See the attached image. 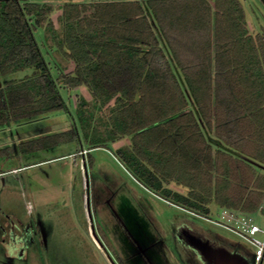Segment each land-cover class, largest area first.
<instances>
[{"label":"trees","instance_id":"16d2710c","mask_svg":"<svg viewBox=\"0 0 264 264\" xmlns=\"http://www.w3.org/2000/svg\"><path fill=\"white\" fill-rule=\"evenodd\" d=\"M248 16L243 0H0V79L32 69L0 84V123L67 109L61 89L86 86L148 188L205 218L213 203L261 210L264 31Z\"/></svg>","mask_w":264,"mask_h":264},{"label":"rangeland","instance_id":"374dc122","mask_svg":"<svg viewBox=\"0 0 264 264\" xmlns=\"http://www.w3.org/2000/svg\"><path fill=\"white\" fill-rule=\"evenodd\" d=\"M47 1L58 5L70 0ZM243 1L250 27L264 31L262 2ZM58 13L60 10L54 12V20ZM39 37L47 59L51 57L55 64L60 60L63 68L68 69L69 63L63 57L56 51L51 53L55 48L54 35L44 34L43 29ZM47 51L52 54L50 57ZM31 72L30 68L16 72L1 78L0 84ZM61 91L67 109L0 123V264H138L133 257L139 256L146 242L145 231L133 225L137 227L132 235L139 246H126L125 252L133 253V257H128L118 249V236L109 241L99 227V222L103 223L102 216L114 215L112 208L116 205L112 200L124 199L123 195L130 194L142 196L149 203L148 215L157 218L156 226L162 228L173 264H193L192 256L181 251V243L189 250L201 249L198 239L194 242L183 238L195 237L197 232L205 231L203 228L216 233L208 242L222 247L223 242L217 238L221 235L233 244L234 248L227 251L235 252L242 264L257 263L254 244L216 223L221 220L222 209L218 205L213 203L212 220H208L143 184L118 154V149L132 145V136L112 134L107 112L101 109L86 86ZM80 99L83 102L79 104ZM161 132L155 128L150 135ZM89 154L94 156V166L89 164ZM98 184H107L109 188L99 199ZM125 186L131 187L133 193L127 189L125 193V188L123 192ZM170 187L182 193L188 191L175 182ZM105 196L109 198L107 202ZM116 211L121 210L116 208ZM250 214L264 229V208ZM176 216L183 222L173 227L171 222ZM259 237L264 239V234L259 233Z\"/></svg>","mask_w":264,"mask_h":264},{"label":"flooded vegetation","instance_id":"af4514ba","mask_svg":"<svg viewBox=\"0 0 264 264\" xmlns=\"http://www.w3.org/2000/svg\"><path fill=\"white\" fill-rule=\"evenodd\" d=\"M130 195H132V194H130ZM134 195H136V194H133L132 197H130V196L125 197L124 195L122 196L124 199L126 198L127 200H129V201L131 200L132 202H133V197H134V202H133L134 204L133 205H135L134 210L136 209L137 215L132 216V219H133L132 223H129V221L124 219V217L119 213L120 211L119 212L116 211V208L120 209L119 206L124 204L125 201H127V200L126 199L125 200L124 199H114L113 200L114 205H116V208H112V211L114 213V216H112V217L116 218V219H120V221L124 222V224L123 225L121 224V225L125 226V228L127 230L123 236L119 234V237H121L123 248H125L128 245L135 246L136 248H138V246H139L138 241H136L134 238L135 235H132L135 232V230L133 228L134 224L139 227L138 230L145 231V234L147 233L146 229H150L152 227V225L149 221L150 218L148 215V210L146 209L148 202L147 201L145 202V200H143L142 198H139L138 196L135 197ZM119 197L122 198L121 196H119ZM129 198H132V199H129ZM137 209H138V211H137ZM138 218H139V221H137ZM142 218H143V220H142ZM115 221L120 223L119 220L118 221L115 220ZM175 223H177V222H175ZM115 225H117V223ZM127 225H129L128 228H127ZM173 227H175V225H173ZM131 229H133V232ZM151 235L152 236L148 235L150 237V240H147V237H145L143 235L146 242H145L144 246L143 245L141 246V248H140L141 252H138L139 256L136 257V260H142L143 264H173V262L169 256V252L167 251V248L165 246V243L163 240V238H164L163 234L161 233V234L155 235L154 233H152ZM217 238H219L221 240V242H223L222 243L223 246H225V247L227 246L230 249L234 248L233 244L230 243L229 241H227L226 239H224L222 237H217ZM183 239L185 240L186 238H183ZM181 245H182L181 251L185 254L189 253L192 256L191 262L193 264H203L202 259L200 258V255L195 250H192V249L189 250V248L187 246H185L183 242L181 243ZM155 247H156V249H155ZM148 249H150V251H147ZM155 253H158V255L154 256ZM131 254H133V253H131Z\"/></svg>","mask_w":264,"mask_h":264},{"label":"crops","instance_id":"0c3cea01","mask_svg":"<svg viewBox=\"0 0 264 264\" xmlns=\"http://www.w3.org/2000/svg\"><path fill=\"white\" fill-rule=\"evenodd\" d=\"M123 189V192H124V188H125V193L127 192L126 191V189L129 191V193H133V189L131 188V187H127V186H125V187H122ZM97 193H98V195H99V197H98V199L99 198H101V196H102V193H108V191H109V188H108V186H107V184H98L97 185ZM134 192H135V190H134ZM135 197L137 196V195H134ZM130 197H132V195L130 196ZM139 197V196H138ZM137 197V198H138ZM142 197V196H141ZM141 197H139V198H141ZM142 198H144V197H142ZM126 199V198H125ZM129 199H132V198H129ZM145 199V198H144ZM143 199V200H144ZM109 200V198H107V196H105V202H107ZM127 200V199H126ZM113 201V200H112ZM131 201V200H130ZM129 200H127V201H125V203L124 204H122V205H120L119 206V208H120V212L119 213H123V217H124V219H126L127 221H129V223H132V216H129V215H133V216H136L137 215V213H136V209L134 210V206L135 205H133L134 203V197H133V202L131 201L130 202ZM102 201H100L99 203H101ZM145 202H146V200H145ZM103 204V203H102ZM147 204H149V203H147ZM149 208H151V207H149ZM137 211H138V209H137ZM101 214H103L102 212H100ZM99 213V214H100ZM152 213V211H151V209H150V214ZM110 215H111V213H109ZM102 216V215H101ZM114 216V215H113ZM149 221H150V223H151V225H152V227L150 228V229H146L147 230V233L145 234V237H147V240H150V237L148 236V235H150V236H152L151 234L152 233H154L155 235H157V234H161L162 233V228H160V227H157L156 226V224H158L157 222H158V220H157V218L155 219L154 217H153V215H149ZM204 218V217H203ZM100 220H102V222L103 223H101V222H99L100 223V225H99V227H100V229H101V231H102V233L104 234V236L106 237V239L107 240H109V241H112L113 239H114V237H117L118 236V242L120 243L119 244V246H120V248H118V249H120L121 251L120 252H122V255H126V256H128V257H133L132 255L133 254H131V253H127V252H125V250H124V248H123V244H122V241H121V237H119V234L120 235H124L125 234V232L127 231L126 230V228H125V226H122L123 224H124V222H122V221H120V219H116V218H113L112 216L110 217H104V216H102V219H100ZM115 220H119V222L120 223H118V222H116ZM142 220H143V218H142ZM176 220V221H175ZM137 221H139V218L137 219ZM175 222H177L176 224H179L180 222H183V221H181V220H178V217L176 216L175 218L173 217V219H172V224H174L175 225ZM117 223V225H115ZM122 224V225H121ZM116 227H115V226ZM132 231H133V229H131ZM134 230H135V227H134ZM145 230V229H144ZM203 230H205V231H202V232H197V234L195 235V237H193V236H190V237H186V239H192L194 242L198 239L199 241H200V244L201 245H204V246H206V245H209V246H211V247H214V248H218V247H220L218 244H216V245H218V246H215L214 244H212V243H210V242H208V238H211V236H215V232H209V231H206V229L205 228H203ZM140 231H142V230H140ZM188 235H190V234H188ZM218 235V234H217ZM216 235V236H217ZM217 237H222L221 235H218ZM156 238V237H155ZM222 238H224V239H226L225 237H222ZM197 240V241H198ZM227 241H229L228 239H226ZM189 241V240H188ZM230 242V241H229ZM231 243V242H230ZM197 244V243H196ZM195 245V244H194ZM193 245V246H194ZM212 245H214V246H212ZM222 247H223V245H222ZM193 248H195V247H193ZM226 248H228L227 246H226ZM155 249H156V247H155ZM228 249H230V248H228ZM230 250H232V249H230ZM195 251L200 255V258L202 259V263L203 264H220V261H218L217 262V259H216V257H213V259H212V261H209L205 256H204V254H203V252H202V250L201 249H198V248H196L195 249ZM124 253V254H123ZM155 255H158V253H155L154 254V256ZM134 258V259H133ZM132 259H133V261L134 260H136V257H133ZM132 259H130L129 261L131 262V260ZM137 262H138V264H143V261L142 260H137Z\"/></svg>","mask_w":264,"mask_h":264},{"label":"built area","instance_id":"2783aa9c","mask_svg":"<svg viewBox=\"0 0 264 264\" xmlns=\"http://www.w3.org/2000/svg\"><path fill=\"white\" fill-rule=\"evenodd\" d=\"M206 219L212 220L211 218ZM216 223L226 227L235 234L241 235L254 244L256 247V264L262 262L264 259V239L259 237V233L264 234V229L257 223L253 215L224 209L221 210V220L216 221Z\"/></svg>","mask_w":264,"mask_h":264},{"label":"water","instance_id":"95a60500","mask_svg":"<svg viewBox=\"0 0 264 264\" xmlns=\"http://www.w3.org/2000/svg\"><path fill=\"white\" fill-rule=\"evenodd\" d=\"M261 1L264 4V0H261ZM198 246H201V245H198ZM202 246L200 248L202 249L204 256L209 261H212L213 257H216L217 262L220 261V264H242L239 256L235 252L232 254L228 252L227 251L228 248H226L225 246L218 247V248H214L209 245H206V246L202 245Z\"/></svg>","mask_w":264,"mask_h":264}]
</instances>
